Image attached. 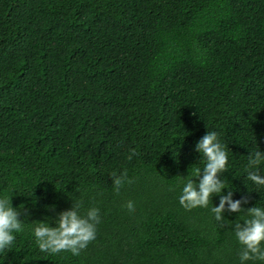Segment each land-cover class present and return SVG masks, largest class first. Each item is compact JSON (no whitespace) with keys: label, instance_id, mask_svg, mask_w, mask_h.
Segmentation results:
<instances>
[{"label":"trees","instance_id":"trees-1","mask_svg":"<svg viewBox=\"0 0 264 264\" xmlns=\"http://www.w3.org/2000/svg\"><path fill=\"white\" fill-rule=\"evenodd\" d=\"M208 131L228 148L222 194L264 208L246 178L264 152V0H0V197L25 222L0 264H241L246 213L179 203ZM74 200L100 210L95 240L42 253L32 223Z\"/></svg>","mask_w":264,"mask_h":264},{"label":"clouds","instance_id":"clouds-1","mask_svg":"<svg viewBox=\"0 0 264 264\" xmlns=\"http://www.w3.org/2000/svg\"><path fill=\"white\" fill-rule=\"evenodd\" d=\"M196 151L202 155L206 163L202 170L196 167L194 172L187 179H184L179 203L189 211L198 207L208 208L213 195H220L219 206H212L211 208L216 221L224 220L223 214L226 210L232 213H246V217L240 218L243 223L237 221L234 225L236 239L242 246L241 264H246L247 261H264V208L255 206L245 209L242 205L249 203L247 197L241 200H233L232 191H229L227 195L222 194L223 190L228 188L226 179H220L221 175L227 172L228 148L220 142L217 132L208 131L197 142ZM136 155L138 153L132 149L127 158L131 161ZM262 163H264V152L260 149L251 152L248 156L246 178L257 186H264V176L259 173V167ZM110 177L114 181L113 187L117 194L125 183H133L128 178L127 171L121 175L114 172ZM194 179L199 182H194ZM20 207L23 209L24 205ZM81 207L82 201L74 200L70 210L58 214L55 221L56 227H51L45 222L32 223L35 241L42 253L55 255L62 251H69L78 256L89 243L95 240L97 225L101 222L100 210L92 207L82 216L80 214ZM126 208L129 212L134 213V202L128 201ZM21 214V211L12 206L10 196L0 197V253L12 249L16 242L14 233L24 231L25 222L20 220ZM224 225L221 226L224 227Z\"/></svg>","mask_w":264,"mask_h":264}]
</instances>
